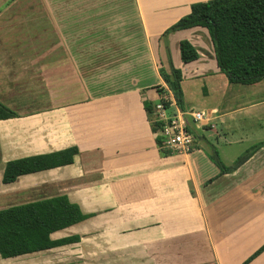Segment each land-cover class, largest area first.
<instances>
[{
    "label": "crops",
    "instance_id": "crops-1",
    "mask_svg": "<svg viewBox=\"0 0 264 264\" xmlns=\"http://www.w3.org/2000/svg\"><path fill=\"white\" fill-rule=\"evenodd\" d=\"M199 1L0 0V102L17 114L0 120V209L65 195L89 215L50 234L78 241L0 256V264H264V79L232 90L238 83L219 70L203 28L170 32L166 46L161 39ZM84 20L123 21L115 31L121 45L93 44L85 58L80 48L72 56L66 38L82 31L66 22ZM19 28L63 42L20 46ZM181 40L195 47L197 60L181 61ZM166 47L181 84L200 77L212 92L201 109L212 120L193 128L188 154H162L155 116L144 107V100L154 107L155 87H165L158 70L168 64ZM24 51L47 53L43 65L20 58ZM38 66L48 78L45 94L34 97L21 87V69L33 79ZM259 93L260 100L239 104ZM237 120L250 121L243 126L250 132ZM69 147L77 148L72 164L2 183L8 161Z\"/></svg>",
    "mask_w": 264,
    "mask_h": 264
},
{
    "label": "trees",
    "instance_id": "trees-1",
    "mask_svg": "<svg viewBox=\"0 0 264 264\" xmlns=\"http://www.w3.org/2000/svg\"><path fill=\"white\" fill-rule=\"evenodd\" d=\"M203 28L212 46L219 70L230 83L252 85L264 79V0H205L192 3L187 15L181 17L162 35L170 32ZM180 58L183 63L198 59L195 47L187 40L179 42ZM159 68V75L172 92L177 105L182 108L181 71L170 61ZM162 101L167 105L166 91L155 87ZM148 113L153 106L144 100ZM17 117V114L0 102V120ZM157 124L152 123L156 132ZM76 147L56 152L29 156L8 161L2 173V183L9 184L18 177L73 163ZM162 154L165 152L162 151ZM250 155L241 156L233 167L240 165ZM227 169L221 168V172ZM89 215L81 212L79 206L65 195L0 209V256L11 258L19 255L50 249L78 241L77 236L59 240L50 239V234L79 223ZM264 249V246L258 251ZM257 252V253H258ZM256 253V254H257Z\"/></svg>",
    "mask_w": 264,
    "mask_h": 264
},
{
    "label": "rangeland",
    "instance_id": "rangeland-1",
    "mask_svg": "<svg viewBox=\"0 0 264 264\" xmlns=\"http://www.w3.org/2000/svg\"><path fill=\"white\" fill-rule=\"evenodd\" d=\"M73 8V7H70ZM75 23H77L75 25ZM123 21L120 20H99V21H90V20H84L81 22H74V21H68L66 22V26L68 29L74 28H80L82 31V35L79 37L68 36L66 38L68 49H70V52L72 56L76 55V57L81 56L80 53H75L76 48H80V50H83L84 58L88 56L90 53H85L87 50L90 51V48L92 46H95L93 44L108 47V44H120L122 40L115 31L121 30L123 27ZM52 26H54L52 22ZM57 29V27H55ZM41 30V29H40ZM19 32V37L16 39L18 41V44L20 46L24 45H35L36 50L41 49L46 44H50L52 47L56 46V44L60 42H63L62 37H56L55 35L52 37H49L48 35L44 34V31H36L35 37L31 38L27 33L19 28L17 31ZM53 32V30H52ZM93 32V33H92ZM97 32V33H96ZM113 32V33H112ZM114 34V36H112ZM13 41V40H12ZM210 44V42L208 41ZM92 45V46H91ZM86 49V50H85ZM52 56V53L50 54ZM47 56V53L43 51H36L34 53L32 52H21L19 53L20 58H24L25 61L31 60L32 57L36 61H40V64L43 65L44 58ZM69 57L70 54L68 52ZM112 56V54H110ZM72 59V57L70 58ZM73 60V59H72ZM85 60V59H84ZM37 64V63H36ZM45 70L43 67L38 66L34 70V78L27 77V74L31 73V70L27 69H21V73L26 77V85L21 86L24 87L25 91L28 92V95H35L38 96L39 94H45L44 87L47 84V78L44 76ZM54 74H57V70L51 71ZM28 74V76H29ZM182 90H183V96H182V103L183 106L186 107V109H193V110H201L205 109L210 103L213 101L212 92L210 90L209 84H207V81H205L203 78H191L187 77L183 80L182 84ZM237 88H254V87H247L240 84H234L231 85V89H237ZM230 89V88H229ZM262 93H259L257 95H251V96H243L239 100L240 105H246L247 103H251L255 100H260L263 96ZM31 102V101H27ZM36 102V101H35ZM246 123H250V121L245 120H237V126H239L240 130L243 131V126ZM222 129H225V127L222 126ZM245 130L249 131L251 128H244ZM225 131H227L225 129ZM230 133V130L227 131ZM210 140L214 141V138H211ZM9 203V202H8Z\"/></svg>",
    "mask_w": 264,
    "mask_h": 264
},
{
    "label": "built area",
    "instance_id": "built-area-1",
    "mask_svg": "<svg viewBox=\"0 0 264 264\" xmlns=\"http://www.w3.org/2000/svg\"><path fill=\"white\" fill-rule=\"evenodd\" d=\"M168 98L167 105L158 101L153 107L157 124L156 140L159 148L168 153L188 154L193 150L195 134L193 128H201L210 124L212 112L180 108L165 85Z\"/></svg>",
    "mask_w": 264,
    "mask_h": 264
}]
</instances>
